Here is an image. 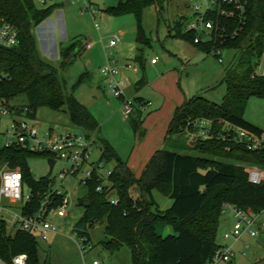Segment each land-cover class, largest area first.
Instances as JSON below:
<instances>
[{
    "label": "trees",
    "instance_id": "1",
    "mask_svg": "<svg viewBox=\"0 0 264 264\" xmlns=\"http://www.w3.org/2000/svg\"><path fill=\"white\" fill-rule=\"evenodd\" d=\"M153 4L160 9V0H118L109 10L114 14L131 11L139 23L142 10ZM55 6L56 3L38 7L35 0H0V19L12 23L19 38L14 47H0V72L8 75L0 81V98L23 95L34 117L39 107L64 111L73 126L81 128L87 137H93L98 127L94 115L66 91L65 79L58 68L37 52L32 29L45 20ZM213 18L226 31L236 33L222 36L217 32L203 40L201 33L184 27L186 17L183 16L169 28V33L205 53L217 48L238 50L237 60L224 71L221 79L226 86L222 100L217 103L196 95L177 106L167 132L170 148L156 150L138 176L106 139H97L99 161L112 166L108 180L118 201L111 203L109 189L96 190L100 179L94 174L85 186L84 196L78 199L84 209L73 230L80 237H86L87 242L89 229L102 224L103 247L110 252L128 247L132 264H209L220 246L216 236L222 204L229 202L248 212L264 209V181H249L245 170L250 165L264 169V149L248 150L241 144L218 138L199 140L190 146L183 135L187 122L196 117L212 119L215 134L224 132L225 121L255 132L263 131L245 120L243 114L251 96L264 97V78L253 75L264 54V0L248 1L244 22L215 15ZM138 26L140 29V24ZM138 37L140 39V33ZM73 49L66 50L65 57ZM133 101L134 111L146 105V100L138 95ZM130 120L134 129L139 130L137 120L132 117ZM33 156L48 159L50 155L15 147L0 148V166L6 163L19 167L25 182L33 189L26 213L37 209L50 182L49 175L31 176L27 160ZM134 188L138 196L132 194ZM153 190L169 196L171 205L160 209ZM59 200L60 197L57 202ZM161 221L172 224L174 233L159 235L155 225ZM20 253L27 255L26 264H41L36 237L26 231L8 232L0 221V258L10 263L11 258Z\"/></svg>",
    "mask_w": 264,
    "mask_h": 264
},
{
    "label": "rangeland",
    "instance_id": "2",
    "mask_svg": "<svg viewBox=\"0 0 264 264\" xmlns=\"http://www.w3.org/2000/svg\"><path fill=\"white\" fill-rule=\"evenodd\" d=\"M117 1L56 0L57 6L35 27V35L42 55L58 68L65 79L66 91L72 93L96 119L97 132L89 146L88 161L90 162L99 160L98 138L106 139L116 153L124 159L142 136L141 129L135 130L132 121L122 117L118 109L120 99L106 91L107 79L101 75L99 69L106 63L110 49L113 53L112 57L120 68L118 77L124 83L125 98L132 100L137 95L135 80H139L142 76L147 80L154 77L155 74L150 68L151 59L154 58L158 61L157 66L165 65L166 68H170V73L165 74L163 80L167 86L166 90L171 94L184 95L185 99L201 95L219 103L226 91L225 84L221 82L224 71L235 63L239 54L238 50L233 48H223L220 54L221 61H219L215 52L205 53L197 49L194 51L188 42L170 35L169 28L173 27L181 16L186 17L185 25L193 20V5L200 3L201 0L196 2L160 0L159 10L154 4L142 10L139 23L131 11L123 14L111 12L109 7L115 5ZM48 2L44 6H48L50 4ZM35 4L38 7L41 6L39 0H35ZM86 6L94 8L95 17L86 10ZM95 23L98 24V28ZM117 32L121 33V41L116 47L109 48L108 42ZM45 41L47 51L41 46ZM87 43H91L92 47L88 48ZM70 47L74 49L65 57L64 52ZM139 56H142V62L137 60L136 57ZM259 62L264 67V54ZM127 64L134 68H127ZM127 74H132L133 78L129 79ZM173 77H176L175 83H171ZM13 101L23 102L25 97L18 95ZM107 117L110 123L103 125V119ZM243 117L264 130V97L251 96L247 101ZM35 121L39 133L47 128H53L55 131L65 128L82 131L81 128L71 124L66 112L47 107L37 109ZM8 122L9 118L3 116L0 129L4 130ZM173 138L176 139V136H172ZM170 142V140L167 142L165 148H170ZM27 161L30 174L34 178L49 175L47 158L33 156ZM66 166L64 160H56L50 173L54 186L59 184L58 174ZM110 166V163L105 165L106 168ZM81 177L82 172H78L75 175L66 176L61 181L69 193L67 214L66 216L52 214L50 220L57 232L49 233L47 239L36 238L40 263L92 264L93 260H98L100 264H132L128 247L124 246L114 252L103 247L101 241L105 236L102 224L97 223L89 229L87 242L84 241L86 237H80L73 230L75 222L84 209L78 203V199L86 192L85 186L80 181ZM24 190L29 189L24 187ZM132 194L138 196L137 188L132 190ZM153 196L160 209H166L172 203L169 196L158 190H153ZM116 197L115 190L108 194L110 200ZM232 223L230 212H221L216 241L219 244L231 246L235 256L231 262L220 260L215 264H264V233L253 237L243 234L237 241L224 238L223 235ZM155 231L162 236L174 233L172 224L163 221L155 225Z\"/></svg>",
    "mask_w": 264,
    "mask_h": 264
},
{
    "label": "built area",
    "instance_id": "3",
    "mask_svg": "<svg viewBox=\"0 0 264 264\" xmlns=\"http://www.w3.org/2000/svg\"><path fill=\"white\" fill-rule=\"evenodd\" d=\"M48 0H39L41 5H45ZM187 2H196L197 0H184ZM249 0H201L200 3L193 5L194 18L184 27L194 30L202 34L203 40L211 38L217 32L222 36H233L236 31L228 32L218 20L213 18L221 16L227 19H235L238 22H244ZM86 10L95 17L96 11L92 6H86ZM98 28V24L95 23ZM121 41V33H114L109 42L108 47L114 48ZM18 30L9 21L0 19V47L11 48L18 44ZM198 42V39H195ZM88 48L91 43H87ZM214 52L221 61V49L217 48ZM107 54V53H106ZM112 50L107 54L106 63L100 67L101 75L107 79L106 91L108 94L121 100L120 112L124 119L129 120L133 116L134 101L126 99L123 91L124 83L119 79L118 74L120 68L116 60L112 57ZM156 60L151 59L154 63ZM127 68H134L127 64ZM254 76L264 78V67L257 64ZM6 73L0 72V81L7 79ZM0 98V128L2 117L9 118L8 125L4 130L0 129V148H21L32 153L49 154L48 158L64 160L67 164L63 168L58 177L60 182L54 186L53 179L49 173V186L43 197L40 199L37 209L32 213H26L25 209L32 201L33 189L28 185L23 173L19 167H10L6 163L0 167V221L5 224L8 232L17 230L32 233L36 238L47 239L49 233L57 232L56 227L50 220L52 214L58 216H66L69 204V193L62 184V180L68 175H75L82 172L81 183L86 186L89 179L95 174L100 183L96 186V190L101 192L110 190V182L108 177L112 171V166L106 168L103 161L90 162L89 146L92 137H87L82 131H72L70 129H62L55 131L53 128H47L39 133L36 125L35 117L31 115V111L26 101H13ZM146 104H151L146 101ZM213 120L207 117H196L189 120L183 129V135L188 145H193L199 140L218 138L241 144L248 150L260 151L264 149V130L255 132L245 127L235 125L228 121L223 122L221 134H215L212 130ZM55 164V163H54ZM249 181L259 183L264 181V169L257 166H246ZM28 187V191L24 190ZM114 190V189H113ZM110 190L108 194L111 192ZM60 200L57 202V198ZM110 200V199H109ZM115 204L118 198L110 200ZM230 212L233 220L228 231L223 235L224 238H232L239 240L243 234L256 236L264 233V209L256 212H248L242 208L225 202L222 204L221 212ZM235 256L233 248L227 244H220L213 254L210 262L215 264L222 260L229 262ZM27 255L25 253L16 254L11 258V262L7 263L0 258V264H26ZM92 264H100L98 260H93Z\"/></svg>",
    "mask_w": 264,
    "mask_h": 264
},
{
    "label": "crops",
    "instance_id": "4",
    "mask_svg": "<svg viewBox=\"0 0 264 264\" xmlns=\"http://www.w3.org/2000/svg\"><path fill=\"white\" fill-rule=\"evenodd\" d=\"M48 1V3L53 4L56 0ZM35 27L32 29V32L36 40L37 52L41 58L49 62L42 55L40 50L41 47L35 35ZM43 44L41 45L42 49L47 51L46 41L43 42ZM189 49H191V47H189ZM192 49L195 51L196 48L192 46ZM139 58L140 59L137 60L142 62V56H139ZM157 64L158 61H155L154 63L151 62L150 68L155 74H153L154 77H151L152 79L150 78L151 80H147L144 76L139 80H135V94L142 97L144 100L151 102V104H146L135 109L132 116V118L137 120L142 136L138 139V143L133 145L130 153L124 158V160L136 176L141 174L153 153L167 145V142L169 141V139H167V132L169 130V123L172 119L173 112L177 106L181 105L186 100L184 95H173L170 91L166 90L167 86H165L163 78L165 74L168 75L170 73V68H166L165 65L157 66ZM127 75L129 79L133 78L132 74ZM131 81L133 82L134 80ZM175 82L176 77H173L171 83ZM118 109H120V100L118 103ZM139 119H141L140 123ZM103 123V125L109 124L110 119L108 117L103 119Z\"/></svg>",
    "mask_w": 264,
    "mask_h": 264
},
{
    "label": "water",
    "instance_id": "5",
    "mask_svg": "<svg viewBox=\"0 0 264 264\" xmlns=\"http://www.w3.org/2000/svg\"><path fill=\"white\" fill-rule=\"evenodd\" d=\"M47 162H48V165H49V173H51V171L53 169V166H54V163H55V159L50 157V158L47 159ZM85 205H87V203Z\"/></svg>",
    "mask_w": 264,
    "mask_h": 264
}]
</instances>
